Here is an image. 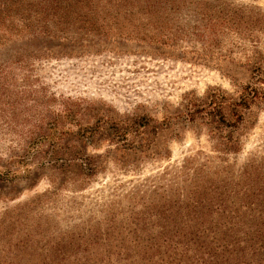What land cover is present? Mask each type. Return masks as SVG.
Here are the masks:
<instances>
[{"label": "rangeland", "instance_id": "1", "mask_svg": "<svg viewBox=\"0 0 264 264\" xmlns=\"http://www.w3.org/2000/svg\"><path fill=\"white\" fill-rule=\"evenodd\" d=\"M259 58L264 0H0V264H264L263 108L235 152L198 125L162 155L96 139Z\"/></svg>", "mask_w": 264, "mask_h": 264}, {"label": "trees", "instance_id": "2", "mask_svg": "<svg viewBox=\"0 0 264 264\" xmlns=\"http://www.w3.org/2000/svg\"><path fill=\"white\" fill-rule=\"evenodd\" d=\"M242 68L245 78L233 72L226 74L233 81L232 92L219 86L209 87L201 96L183 98L169 116L160 121L136 113L108 117V128L104 132L98 128L96 139L105 137L117 143L114 150L120 156L162 155L165 150L163 144L168 137H176L186 127L198 125L216 138L224 150L238 151L241 135L252 124L255 112L264 109V62L260 58L249 60ZM75 141L77 147L84 149L94 140L82 135ZM79 159H82L80 166L92 169L88 161Z\"/></svg>", "mask_w": 264, "mask_h": 264}]
</instances>
